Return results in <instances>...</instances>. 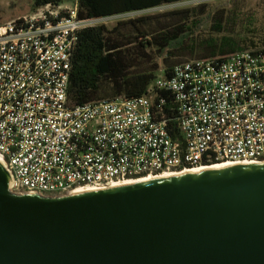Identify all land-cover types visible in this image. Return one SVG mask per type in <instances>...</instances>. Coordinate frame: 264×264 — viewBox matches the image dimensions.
Here are the masks:
<instances>
[{
    "label": "built area",
    "instance_id": "obj_1",
    "mask_svg": "<svg viewBox=\"0 0 264 264\" xmlns=\"http://www.w3.org/2000/svg\"><path fill=\"white\" fill-rule=\"evenodd\" d=\"M97 20L79 19L76 0L0 25V158L10 193L53 198L224 162L264 164V48L181 63L140 98L74 105L71 57ZM155 90L173 95L175 120Z\"/></svg>",
    "mask_w": 264,
    "mask_h": 264
},
{
    "label": "water",
    "instance_id": "obj_2",
    "mask_svg": "<svg viewBox=\"0 0 264 264\" xmlns=\"http://www.w3.org/2000/svg\"><path fill=\"white\" fill-rule=\"evenodd\" d=\"M0 264H264V164L61 197L10 193Z\"/></svg>",
    "mask_w": 264,
    "mask_h": 264
},
{
    "label": "trees",
    "instance_id": "obj_3",
    "mask_svg": "<svg viewBox=\"0 0 264 264\" xmlns=\"http://www.w3.org/2000/svg\"><path fill=\"white\" fill-rule=\"evenodd\" d=\"M188 0H77L81 20L102 19ZM61 0H34V7L60 6ZM206 4L79 32L71 57L68 98L74 105L117 98H140L155 83L160 68L168 79L175 66L188 61L223 59L241 51H255L258 40L236 36L232 27L240 13L224 8L213 13ZM209 25H205V19ZM187 62V61H185ZM155 104L167 120L173 95L155 90ZM177 134V133H175Z\"/></svg>",
    "mask_w": 264,
    "mask_h": 264
},
{
    "label": "rangeland",
    "instance_id": "obj_4",
    "mask_svg": "<svg viewBox=\"0 0 264 264\" xmlns=\"http://www.w3.org/2000/svg\"><path fill=\"white\" fill-rule=\"evenodd\" d=\"M65 8H71L76 0H61ZM61 4V5H62ZM206 4L207 11L211 14L217 10L224 8L232 10L234 8L240 13L236 20V24L231 31L239 37H251L258 40L259 47L264 46V0H188L180 3L162 5L143 11L130 12L112 17L97 20L92 27L105 26L112 29L120 22H128L146 16L162 14L168 11L197 7ZM34 0H0V25L21 16H25L35 12ZM209 19H205V25H209ZM188 61L184 59L182 62ZM163 76V68L161 67L157 77Z\"/></svg>",
    "mask_w": 264,
    "mask_h": 264
},
{
    "label": "bare ground",
    "instance_id": "obj_5",
    "mask_svg": "<svg viewBox=\"0 0 264 264\" xmlns=\"http://www.w3.org/2000/svg\"><path fill=\"white\" fill-rule=\"evenodd\" d=\"M0 164L3 166L1 158H0ZM234 165H243V164H234V163L224 162V163L211 165V166H202L199 168L185 169V170L180 171V172H168V173H165L163 175H159L157 177L139 179V180H135V181H126V182L119 183V184L115 185L114 187L126 186V185H131V184H138V183H143V182H147V181H153V180L162 179V178L181 176V175H186V174H193V173L202 172V171H206V170H212V169L223 168V167L234 166ZM92 191L93 190H89V189H78V190L74 191L73 194L92 192Z\"/></svg>",
    "mask_w": 264,
    "mask_h": 264
},
{
    "label": "crops",
    "instance_id": "obj_6",
    "mask_svg": "<svg viewBox=\"0 0 264 264\" xmlns=\"http://www.w3.org/2000/svg\"><path fill=\"white\" fill-rule=\"evenodd\" d=\"M61 2H62V1H61ZM60 6H61V7H64V6H63V4H62V5H60Z\"/></svg>",
    "mask_w": 264,
    "mask_h": 264
}]
</instances>
